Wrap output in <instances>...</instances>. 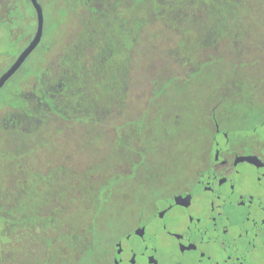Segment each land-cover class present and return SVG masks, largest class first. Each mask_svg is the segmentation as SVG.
I'll return each mask as SVG.
<instances>
[{
  "label": "trees",
  "instance_id": "1",
  "mask_svg": "<svg viewBox=\"0 0 264 264\" xmlns=\"http://www.w3.org/2000/svg\"><path fill=\"white\" fill-rule=\"evenodd\" d=\"M38 3L44 13L41 40L50 25H63L66 20L63 15L69 6L73 5L74 11L85 10L76 43L64 47L70 50L75 44L82 49L74 58L71 53H61L46 60L43 57L44 62L34 59L27 64L26 59L4 85L8 84L12 90L10 102L5 97L0 99V196L8 182L9 214L4 220L12 226H6L9 264H55V257L69 254L72 264H76L82 254L79 251L82 241L86 239L93 244L86 251V255L92 254L102 224L112 223L119 209L139 208L146 199L158 197L168 190L166 183L172 175L193 164L199 148H208L215 134L213 120L224 126L230 123L229 117L238 115V120L242 118L238 122L243 123L247 114L250 116L246 122L251 123L264 114V0H38ZM5 9L10 23H23V35L30 37L25 47L36 26L30 1L0 0V17ZM240 21H252L253 25L245 28ZM147 26L149 31L145 30ZM103 29L105 33L111 32L104 38L107 44L120 40L123 45L122 54L115 49L110 56L119 58L116 67L122 72H113L108 77L101 74L105 67L111 68L108 63L111 58H106L102 44ZM241 29L247 37L249 32L257 35L241 38ZM136 40H153L152 57L159 60L165 56L167 60L153 73L150 70L134 81L136 88L132 90L129 52L137 45ZM243 40L254 41L245 46ZM48 46H44L43 56L45 52L52 54L53 46ZM8 49H0V59L9 54ZM240 62L252 65L243 72L238 69ZM39 68L45 72L40 73ZM255 71L259 78L254 77ZM176 82L184 83L178 97L190 105L184 116L174 113L172 119L157 123L160 107L167 102L166 90ZM100 84L111 89L108 94L116 96L115 104L109 102L102 117L93 103L96 99L98 103L103 95L96 90ZM176 97L168 96L169 102ZM86 100L89 104L85 106ZM111 115L116 121H109ZM15 116L25 123L9 128L8 120ZM30 120L36 121L32 129L27 127ZM95 120L101 125L91 139L104 140L105 147L85 154V135L93 132L85 123ZM169 121L172 127L166 129ZM149 125L155 126L152 132L147 131ZM35 150L40 152L34 153ZM158 152L162 160L155 156ZM59 167L61 171L66 167L72 170L71 178H67L72 182L67 193L61 186L54 193L55 189L49 185L56 181ZM52 196H69L73 203L63 208L60 203L51 202ZM38 197L45 201L36 202ZM40 211H48V217L70 215L67 222H72V234L60 226L66 222L63 219H57L56 232H51L48 226L38 233L36 224L41 220L48 222L47 217L38 220ZM1 213L0 207V228L2 221L6 224ZM53 233L57 236L55 244L51 243L55 239ZM0 237L1 247L6 239ZM20 246L28 249L25 255L29 262Z\"/></svg>",
  "mask_w": 264,
  "mask_h": 264
},
{
  "label": "flooded vegetation",
  "instance_id": "2",
  "mask_svg": "<svg viewBox=\"0 0 264 264\" xmlns=\"http://www.w3.org/2000/svg\"><path fill=\"white\" fill-rule=\"evenodd\" d=\"M76 12L81 15L76 16ZM8 14V11L1 13L0 25H10ZM63 16L72 22L78 19L82 24L85 10L74 11L71 5ZM6 42L8 40H0L4 51L9 48ZM213 125L215 134L208 143L209 147L199 148L193 164L184 172L172 175L166 183L168 190L158 197L146 199L139 208L119 209L112 223L102 224L98 245L92 254L87 252L86 255V251L92 249L93 244L86 239L82 241L79 249L82 254L76 264H264V191L261 190L264 153L249 149L254 140L252 137L240 138L237 124L221 126L216 119ZM254 130L251 129L250 136ZM243 157H255L257 160L249 163L241 160ZM61 169L59 167L55 175L56 181L49 184L55 189L54 193L59 186L67 193V188L72 185L67 181L71 178V168ZM35 200L45 201L41 197ZM50 200L54 204L60 203L63 208L73 203L69 196H52ZM0 203L4 220L9 214L6 212L9 210L8 183L2 188ZM47 213L40 211L37 214L38 220L42 217L48 219V222L41 220L36 224L38 233L48 226H51V232H56L59 226L57 219H63L66 222L60 226L72 234V222H67L70 215L58 214L57 217V214H52L53 219ZM6 226L2 221L0 235L6 239L0 247L2 264H9L10 258ZM53 236L55 239L51 243L55 244L56 233ZM32 246L37 250L35 244ZM25 248L20 246L21 252ZM55 258V264L73 262L70 254ZM51 259L50 255L49 261Z\"/></svg>",
  "mask_w": 264,
  "mask_h": 264
},
{
  "label": "rangeland",
  "instance_id": "3",
  "mask_svg": "<svg viewBox=\"0 0 264 264\" xmlns=\"http://www.w3.org/2000/svg\"><path fill=\"white\" fill-rule=\"evenodd\" d=\"M173 9L174 8H172V10ZM77 15H81V14L80 13L77 14V12H76V16ZM243 15L246 16L245 13H243ZM101 17L105 18V15L103 16L102 12H101ZM252 21H254V20H252ZM252 21H249V22L240 21V22L246 28V25L252 27V25H253ZM80 27H82V24L78 22V19L77 20L74 19L73 22L71 20H65V22L63 23L62 26H58V25H54V24L50 25L48 34L46 32L43 40H41V42H40L41 44H40L39 48L37 50H34L30 54V56H29L30 58L29 57L27 58V60H28V61L26 60L27 64L34 59H39L42 61L43 57L46 60L47 57H52V55L61 54V53L65 54V55L71 53V55H73L72 56L73 58L77 57L76 55L80 52V50L82 48L76 47L75 44L72 45L70 50L65 49L64 47L67 44L76 43L77 40H75V38L78 35ZM23 28H24V25L21 21H16V22L14 21V22L10 23V25H4V24L0 25V40H6V41L9 40V42H10L9 43L10 47L8 49L9 54L5 55L3 58L0 59V72L8 66V63L11 61V59H13L14 57H16L19 54L20 50L24 47L26 40L30 38L26 35L25 36L23 35L24 34ZM116 29H119V28L116 27ZM145 30L149 31V27L147 26L145 28ZM105 31H106V29H105ZM105 31L103 29L104 37L102 40V44H103V48L105 47L106 58L107 57L111 58L110 62H108L109 65H111L110 66L111 68L105 67V70L102 71L101 74L105 73L106 77H108V76H111V73H113V72H116V71H119L120 73L122 72L121 69L118 70V68L116 67L117 61L119 62V58H117V57L114 58V55L112 57H110V56H111L112 51H115V49L120 54H122L123 45H122V42L120 40H110L109 44H107V42L104 38L108 32L109 33H111V32H110V30L109 31L107 30V32L105 33ZM250 34L251 33L249 32L248 35L250 36ZM113 35L116 36L115 30L113 31ZM254 35H257V32H255ZM254 35L251 34V36H254ZM115 36H114V38H115ZM249 36L247 37V34L241 29V32H240L241 38H249ZM262 36L264 37V32L262 33ZM136 41H137V45L133 46L131 51L129 52V54L131 56V63L128 67V75L130 78H132V82H131L132 83L131 84L132 90L136 88V85H134V81H136L138 78H140V76H142L143 74L146 75V74L150 73V70H151V73H153V70L159 64H161L167 60V59H165V56L161 57V59H159V60L154 59L152 57L150 50H151V42L153 40H141V41L136 40ZM145 41H146V44H145ZM252 41H254V40H252ZM252 41L251 40H243V43L246 46V45L251 44ZM47 45H49L50 47L53 46V48H52L53 52H51L52 54L45 52V55L43 56V52L45 51L44 46H47ZM0 49H1V47H0ZM164 55H166V54H164ZM247 57H249V55ZM42 62H44V60ZM217 64H218V62L216 63V65ZM26 65H24V68ZM249 65H252V63L245 64L244 62L243 63L240 62L238 69L242 70L244 72L248 69V67H250ZM261 66H263V65L261 64L259 66V64H258V67H261ZM39 69L41 70L40 73L45 72V70H43L42 68H39ZM123 75H124V73H123ZM123 75L121 76L122 78H123ZM255 76L257 78H259L258 71H255L254 77ZM183 89H184V83L181 84L180 82H176L175 85L173 84L167 88V90H166V93H168L167 94V102L165 103V105H163V106L161 105V107H160L161 109L159 110V113H158L159 117H158L157 123H165L166 121L172 119L171 117L174 115V113L177 115L184 116L183 113L186 109H188V104L190 105V102L189 101L187 102V100L185 102L181 98H179L180 96L178 95V92H180ZM96 90L98 92L102 91V93H103V95H102V97L98 103H97V99H96V103L93 102L95 105L98 106L97 111L101 114V117H102V115L105 111L104 109L107 106V104L109 102H111L113 105L115 104L116 96L113 95L112 93L108 94V92H110L111 89L103 87L101 84L98 88H96ZM129 90H130V88H129ZM188 91H191V89L189 88ZM11 92H12V90L9 89V85L7 84L6 86H4V88H2L0 90V99L5 97L8 101L10 99V93ZM168 96L169 97L177 96V97L171 98L170 102H169ZM87 97H88V95L86 94L85 99ZM8 102H10V100ZM128 103H130V102H128ZM87 104H89V103L86 100L85 106ZM100 110H101V112H100ZM97 111H95V113L98 116ZM239 111H243V110L241 109ZM249 116L247 114H244L243 117L245 119V122L239 123L238 121H241L242 118H240L241 120H238V115H232L231 117H229L230 118L229 122L232 124H237L235 126L238 127V131H239L238 135L241 136L240 138L245 139L247 137H249V138L252 137V139L254 140L253 141L254 145H250L249 149H256L259 151V153L262 154V153H264V114L261 116H258V118H255L252 121H250L251 123H247L246 121L249 118ZM251 117H253V116H251ZM179 120H180V118H179ZM109 121H116V117L111 115L109 117ZM23 122H24V119L18 118V116L17 117L16 116L10 117L8 120V127L11 128L12 126H16V125L19 126ZM70 122H73L74 125L78 124V123H75V120L74 121L70 120ZM35 123H36V121H34V122H32V120L28 121L27 122V124L29 125V126L27 125L28 129L29 128L32 129V127H34ZM100 125L101 124L96 120L95 121H87V123H85L86 127H89L90 130H93V132L91 131V132H89L88 135H85V154L97 152L99 149H103L105 147L104 140L97 139V140H94L96 142L95 143L91 139L94 136L93 133L98 131V129L100 128ZM154 127H155L154 125L153 126L149 125V128L147 131L152 132ZM171 127H172V122L169 121L166 125V129H170ZM253 128H255V130H254L255 135L253 134L250 136L251 129H253ZM240 131H241V133H240ZM33 136H35V134ZM173 136L176 137L175 135H173ZM36 137H37V134H36ZM96 149H98V150H96ZM38 152H40V150L34 151V153H37V154H38ZM155 156L157 158H159L160 160H162L161 152H158ZM156 170H157V168H154L153 172H155ZM6 183H8V182H6ZM261 190L264 191V182H263V185L261 186ZM6 224L8 226L9 224H11V222L6 221ZM9 226L12 227L11 225H9ZM0 240H1V237H0ZM26 253H29V251H27V248L22 249V255L23 254L25 255ZM25 257H26V261L29 262L30 258H28L26 255H25Z\"/></svg>",
  "mask_w": 264,
  "mask_h": 264
},
{
  "label": "water",
  "instance_id": "4",
  "mask_svg": "<svg viewBox=\"0 0 264 264\" xmlns=\"http://www.w3.org/2000/svg\"><path fill=\"white\" fill-rule=\"evenodd\" d=\"M36 15V29L33 35L32 40L28 43V45L19 53L13 63L9 66V68L1 74L0 76V90L4 86V84L20 69L26 59L30 56V54L37 48L39 43L41 42L43 36V28H44V16L43 10L38 3V0H29ZM241 160L247 161L249 163H256L255 157H243Z\"/></svg>",
  "mask_w": 264,
  "mask_h": 264
}]
</instances>
